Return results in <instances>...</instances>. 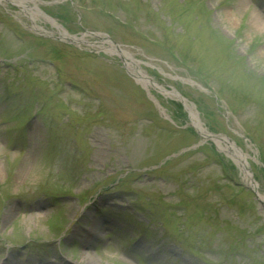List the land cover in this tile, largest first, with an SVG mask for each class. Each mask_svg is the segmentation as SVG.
<instances>
[{
    "label": "rangeland",
    "instance_id": "1",
    "mask_svg": "<svg viewBox=\"0 0 264 264\" xmlns=\"http://www.w3.org/2000/svg\"><path fill=\"white\" fill-rule=\"evenodd\" d=\"M263 198L264 0H0V264H264Z\"/></svg>",
    "mask_w": 264,
    "mask_h": 264
},
{
    "label": "bare ground",
    "instance_id": "2",
    "mask_svg": "<svg viewBox=\"0 0 264 264\" xmlns=\"http://www.w3.org/2000/svg\"><path fill=\"white\" fill-rule=\"evenodd\" d=\"M18 1L20 4H23L25 2V0H15ZM62 36H67L68 38L72 39V40H81L79 38H76L75 36L67 33V31L61 32ZM111 49L113 52L119 54L120 56L123 57L124 61H125V65L128 68V70L130 71V73H132V75L136 78V80L141 83L144 87H146L147 89H149L150 86H157V83L147 74L145 73L141 68H139L138 63L136 62V60H134L125 50H123L122 48H119L118 46L115 47V45H111ZM196 127L199 131V133L201 134V136L205 137V138H213L218 142H223L226 141L227 144V150L230 151V153H232V155L234 154L235 157L241 161V154L238 150H235L233 148V146L227 141L224 140L223 138L220 137H216L212 134H210L208 131L204 130L201 128V125L199 124V122H197ZM233 155V156H234ZM241 165L243 167V169L246 168L245 164L243 162H241ZM247 175V174H246ZM246 181H248L249 183L252 182L251 177L249 178L248 176H246ZM264 199V198H263Z\"/></svg>",
    "mask_w": 264,
    "mask_h": 264
}]
</instances>
